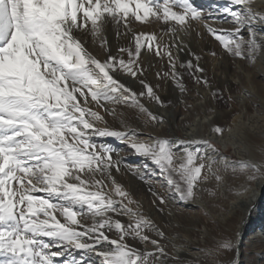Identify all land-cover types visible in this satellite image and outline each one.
Returning <instances> with one entry per match:
<instances>
[{"label":"snow or ice","instance_id":"1","mask_svg":"<svg viewBox=\"0 0 264 264\" xmlns=\"http://www.w3.org/2000/svg\"><path fill=\"white\" fill-rule=\"evenodd\" d=\"M251 2L230 0L232 6L219 9L231 28L204 26L229 55L254 61L264 51V41L252 26L264 24V13L254 11ZM203 19L192 0H0V264H86L71 255L74 250L95 253L102 264H156L166 255L160 243L165 233L132 206L137 202L113 177V170H121L120 161L112 158L114 149L97 144L96 138L126 141L158 166L182 202L194 201L209 179L221 182V171L247 182L264 177V166L230 161L207 140H143L141 133L125 126L97 127L106 122L89 107L95 102L110 115L115 109L107 104L136 107L151 123L162 124L164 118L140 100L146 95L163 106L153 88L141 80L146 92L136 93L116 74L138 79L143 50L157 57L163 53L171 78L184 92L171 50L183 48L162 44L155 33L135 32L131 25L161 23L175 37ZM109 25L117 39L130 37L127 46L118 45L113 52L105 31ZM88 36L103 50V58L89 50ZM179 66L193 72L197 83L208 85L194 74L204 71L198 63ZM213 131L221 134L223 129L216 126ZM178 153L183 154L179 163ZM153 195L161 205L166 203ZM135 241L152 245V250H142ZM232 249L231 239H221L208 253L211 264Z\"/></svg>","mask_w":264,"mask_h":264},{"label":"bare ground","instance_id":"2","mask_svg":"<svg viewBox=\"0 0 264 264\" xmlns=\"http://www.w3.org/2000/svg\"><path fill=\"white\" fill-rule=\"evenodd\" d=\"M195 1L199 6L211 5L217 11L216 15L219 16H225L219 9L232 6L230 0ZM251 7L254 11L264 13V0H252ZM204 14L206 12L201 15ZM225 18L231 22L226 16ZM154 24L136 22L137 26H143L138 31L134 26L131 27L135 32L155 33L162 44H179L181 37L177 39V36L180 32H177L173 37L167 33L166 25ZM205 24L217 30L229 29L216 20L193 22L188 30L191 36L188 39H181L183 43L179 44L183 51L178 52L176 48L171 50L179 64H186L188 61H191L193 65L198 63L204 71L194 74L207 79L208 85L197 83L193 79V75L190 80H186L183 76L186 67L179 66L177 71L180 73L183 86L186 89L184 92L180 91L182 101L174 108V112L179 118L174 125L164 119L166 127L161 130L150 129L146 132L147 136L207 140L214 144L219 153L230 161H244L264 166V51L258 52L254 61L242 60L243 69L250 71V76H247L242 68L236 67L233 56L229 55L213 38L204 26ZM252 27L253 31L257 33L258 39L264 41V24L255 23ZM244 36L246 39L248 38L247 29L244 30ZM118 42V45L127 46L130 37L122 36ZM92 48L95 52L98 51L97 53L103 52L98 45L93 43ZM112 50L115 52L116 48L112 47ZM213 53L215 54L213 55ZM211 55L212 60H217V62L211 64ZM161 57L169 63L166 55L162 53ZM195 57H199V60L197 61ZM180 58L184 61L181 62ZM125 59H127L126 56ZM209 64H211V71L208 72L205 69ZM147 72L148 70L143 71V74L135 79L136 83L141 85L138 93L146 92L141 83L142 80L153 88L156 95L163 101V105L169 103L174 105L175 97L170 89L172 81L165 82L164 79L169 76H165V73L169 72L165 69L157 72V74L159 73L158 80H153ZM248 79L251 81L252 87L248 86ZM140 100L147 103L155 102L146 95ZM148 122L153 125L149 120H146L147 124ZM170 125L171 127L175 126L173 132L166 130L170 128ZM216 126L223 129L221 134L213 131ZM133 129L140 131L138 127L133 126ZM105 138L111 139L112 137ZM194 148L195 146H193V150ZM182 155V153L177 154V163ZM123 159L145 160L144 163L148 161L145 156L129 151H125ZM120 169V180L129 186L133 195L139 193L147 200L152 209L149 218L165 233V237L160 243L165 248L166 255L159 258L162 260L161 262L166 264H211L213 258L208 255L209 251L221 239H231L232 251L219 254L215 258L216 264H264V177L247 182L246 178L240 175H233L230 171H221L220 175L223 177L221 182L218 183L214 178L209 179L200 186L194 201L182 202L170 188L163 186L158 191L150 190L144 186L135 173L130 172L123 165H120ZM147 171L150 175L158 177V174L154 173L152 169L148 168ZM153 193L163 197L166 203L161 205ZM187 207L197 210L188 211ZM167 209L179 210L177 219L181 227L175 231H164L162 228L169 221ZM252 226H254L252 230L248 231ZM149 235L158 238L155 237V233H149ZM241 235H243L242 238H240ZM133 243L142 250L145 249L141 242ZM174 244L179 248L174 249L172 247ZM229 256L232 257L231 261L228 259Z\"/></svg>","mask_w":264,"mask_h":264},{"label":"rangeland","instance_id":"3","mask_svg":"<svg viewBox=\"0 0 264 264\" xmlns=\"http://www.w3.org/2000/svg\"><path fill=\"white\" fill-rule=\"evenodd\" d=\"M192 2L195 6L198 7V9H201V14L203 12H206V14L202 15V17H206V19H203L204 21L216 20L217 22L224 24V26L227 28L232 27L231 22H229L225 18V16L216 15L217 11L215 10L214 7H211V5L203 4V5L199 6L195 0H192ZM131 26H134L135 30H137V31L143 28V26H140V25L137 26L135 21L133 22V24ZM154 26H156V25L154 24ZM105 31H106L107 39L109 40L111 46L113 48H117L119 42H118V39L115 35L114 27L109 25L106 27ZM190 36H191V33H189V31H186V32H180L179 36H177V37H178V39L181 37V39L183 40V39H188ZM86 39H87V44H88L89 50L92 51L94 55H97L98 57L103 58V52L97 53L98 51L95 52V50L92 48L91 37L88 36V38H86ZM181 39L179 40V44L183 43L181 41ZM233 59H234L236 67H238L240 69L242 68L244 73L247 74V76L248 75L250 76V71L248 69H243V61L238 59V58H234V57H233ZM210 60H212V55H211ZM180 61L183 62L184 60L180 58ZM215 62H217V60H215V61L212 60L211 64L215 63ZM140 64L142 65L143 71L146 72L148 70L147 74L153 80H158L159 77L157 75V72L163 71L164 69L166 71H168L169 73H171L170 65L167 61L164 60V58H162L161 56L157 57L154 54V52H149L146 49L143 50V52H142V56L140 58ZM211 64L206 66L205 70H207L208 72L211 71V67H210ZM177 68L179 69V62L177 63ZM116 75H117V78L120 80V82H122L126 86L130 87L134 92L138 93V90L141 89V88H139L141 85L137 84L136 80L134 78H132L131 76L123 74V73H117ZM192 75H193V72H189L187 70V68L183 72V76H184V78H186V80H190ZM164 79H165V82H167L168 80L172 81L171 82L172 85H171L170 89H171V92L173 93V95L175 97V104L173 105V104L169 103L167 105L161 106V105L156 104L155 102L154 103H147L146 101H142L141 103L144 104L145 108H147L148 111L164 117V119L169 121L171 125H172V123L174 125L177 118H179V116L174 112V108L176 105H178L182 101V96H181L180 89L177 87L176 83L173 82L174 80L171 78L170 74L168 77H165ZM247 84L249 87H252V83L249 79H248ZM88 99H89V101H91V97H89ZM89 107H91L92 110L99 112V114L103 117V120L107 121L106 123H108V125H106L105 123H98L97 127L103 128V127L107 126L111 129H116V130H123L122 126H125L127 128H131V129H133V126L138 127V128H140V131H138V130H135V131L142 134L139 138L143 139V140H147L146 138L148 136H147L146 132H148L150 129L161 130L162 128L164 129L166 127L165 122H163L162 124H154L153 123V125H151L148 122V124H147L146 123V120H148L147 116L142 114L139 111V109L136 107H128L126 105L107 104L106 107L109 110H112L113 108L115 109V115L108 114V112H106L103 108L98 107L95 104V102H91L89 104ZM171 125H170V128H167L166 130L173 132V128H175V126L171 127ZM103 138H105V137L96 138L97 144H106V145L110 146L111 148H113L114 149V152L112 153L113 160L120 161V165H123L124 167H126L130 172L135 173L138 176V178L142 181L144 186H146L148 189L158 191V189H160V187H163V186L170 188L169 185L167 184L164 176L161 174L158 166L155 165L150 159L146 158V159H148V161L146 163H144L145 160L140 161L139 159H135V160L134 159L124 160L123 159L125 151L136 153L135 150L132 149L126 141H121V140H118L116 138H111V139H108V138L103 139ZM148 168L152 169L154 171V173L158 174V177L154 176V175H150L147 171ZM120 175H121L120 171L116 172L115 170H113V177L115 178V180L123 187V189H125L129 193L130 198L137 202L135 204L136 206L135 205H132V206L138 207L139 210L145 216H147L149 218L151 215L150 213H152L151 205L139 193H136L135 195H133L130 192L129 186L125 182H122V180H120ZM105 182L108 184V188H106L105 191H109L111 188V183L107 180ZM37 195H44V194L38 193ZM187 210L192 211V210H197V209H195V208L190 209L189 207H187ZM167 212L169 213V221L167 223H165L162 226V228L164 231H169V232L175 231V229H177L178 227H181L179 224V221L177 219V215L179 213V210L178 209H173V210L167 209ZM57 218L62 223H64L63 217H60L58 213H57ZM119 219H121V221L124 223L129 222L128 217H126V216H121V217H119ZM87 223L90 224L91 220L89 219L87 221ZM254 226H255V224H254ZM254 226H252L250 229H248V231H251ZM73 227H75V226H73ZM173 236L175 238V235H173ZM242 237H243V235L240 236V238H242ZM142 246L145 248H151L150 250H152V247H153L150 244H148V245L142 244ZM172 247L174 249L179 248V246L176 244L172 245ZM53 250H55V249H53ZM71 255L75 256L76 258H82L86 262V264H102V258L97 256L95 253H86L83 250H74ZM70 258H71V256H70ZM161 261L162 260L159 259L158 261H156V264H166V263L161 262Z\"/></svg>","mask_w":264,"mask_h":264}]
</instances>
